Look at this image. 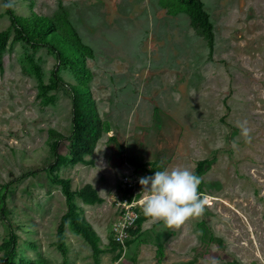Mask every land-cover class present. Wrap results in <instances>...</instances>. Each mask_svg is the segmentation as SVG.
Wrapping results in <instances>:
<instances>
[{
	"label": "rangeland",
	"instance_id": "obj_1",
	"mask_svg": "<svg viewBox=\"0 0 264 264\" xmlns=\"http://www.w3.org/2000/svg\"><path fill=\"white\" fill-rule=\"evenodd\" d=\"M7 1L16 16L50 20L64 58L13 41L0 0V245L9 224L13 264H264V0H198L211 36L195 2ZM72 89L98 121L76 161ZM245 120L251 143L238 127ZM162 159L202 178L205 211L179 228L137 203L139 178ZM53 178L96 191L97 202L73 199L98 238L96 263L68 223L64 253L57 246L66 204ZM120 197L136 203L118 240Z\"/></svg>",
	"mask_w": 264,
	"mask_h": 264
},
{
	"label": "trees",
	"instance_id": "obj_2",
	"mask_svg": "<svg viewBox=\"0 0 264 264\" xmlns=\"http://www.w3.org/2000/svg\"><path fill=\"white\" fill-rule=\"evenodd\" d=\"M182 3H191L195 2L197 12L201 17L202 24L208 36H211L210 32V24L207 19L206 13L201 9V4L198 0H179ZM2 4L4 7V12L9 18L10 26L13 30V41H22L25 44L29 45L31 48L36 47L37 45H43L47 47L50 51L54 52L56 59L58 62H64V58L59 49H57L56 45L51 44L49 41V36L51 35V39L54 41L59 40V37L54 34V25L53 23L45 18H40L37 16L33 17H21L16 16L11 10L9 2L7 0H2ZM6 32H0V50L4 45V41L6 38ZM55 43V42H54ZM73 65V64H70ZM52 75L55 74L52 72ZM53 85V83H52ZM44 90L47 86L42 87ZM72 91V131L73 137L77 140V144L72 148L71 161H76L81 159L82 154H88L92 149V144L95 141V131L98 126V121L96 118H93L92 115L88 117L85 116V110H89L86 102L87 99L84 98L82 94H77L75 90ZM52 132L51 130H49ZM81 136L89 137L92 144H86L85 141H81ZM53 145V149H55V144ZM52 182L60 186V190L64 196V201L66 204V211L61 216L60 222L56 228V239L57 246L60 251L64 253V247L62 243L63 239V228L65 223L70 224L73 231L79 234L89 245L94 263H96V256L102 250L97 245V236L90 228L88 223L84 220L79 219L76 211L75 205L73 204V199L75 196L79 197L85 203H94L99 201V197L96 191L88 184L79 188L78 190H70L68 186V181L65 179H57L53 178ZM0 201H3V196L0 197ZM16 241L17 236L13 232V229L8 224L7 230V239L1 243L0 248L2 250V254L0 256V264H13L16 258Z\"/></svg>",
	"mask_w": 264,
	"mask_h": 264
},
{
	"label": "clouds",
	"instance_id": "obj_3",
	"mask_svg": "<svg viewBox=\"0 0 264 264\" xmlns=\"http://www.w3.org/2000/svg\"><path fill=\"white\" fill-rule=\"evenodd\" d=\"M7 6H11L10 4ZM246 143L252 142V129L248 122H238ZM161 160V170L154 175L139 178L142 192V213L145 217L163 221L167 227H181L193 217L203 215L206 198L199 191L202 178L187 167L165 168Z\"/></svg>",
	"mask_w": 264,
	"mask_h": 264
},
{
	"label": "built area",
	"instance_id": "obj_4",
	"mask_svg": "<svg viewBox=\"0 0 264 264\" xmlns=\"http://www.w3.org/2000/svg\"><path fill=\"white\" fill-rule=\"evenodd\" d=\"M128 178H124L123 182L127 184L128 187H131V183L129 182ZM128 196V194H127ZM129 197V196H128ZM119 204L121 205L120 208V218L112 224V229L115 232L116 239L120 240L121 237L125 236L127 233L128 228L132 224L134 220V210H133V203H129L127 200V197H125L123 200H121V197L119 198ZM143 198L139 201H137L138 204H142Z\"/></svg>",
	"mask_w": 264,
	"mask_h": 264
}]
</instances>
